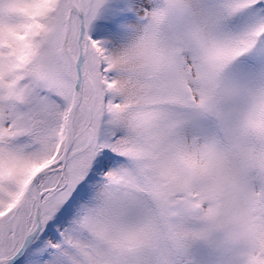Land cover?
Here are the masks:
<instances>
[{"label":"snow or ice","instance_id":"obj_1","mask_svg":"<svg viewBox=\"0 0 264 264\" xmlns=\"http://www.w3.org/2000/svg\"><path fill=\"white\" fill-rule=\"evenodd\" d=\"M0 264H264V0H0Z\"/></svg>","mask_w":264,"mask_h":264}]
</instances>
